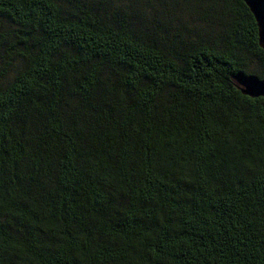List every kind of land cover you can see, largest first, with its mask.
I'll use <instances>...</instances> for the list:
<instances>
[{"label": "trees", "instance_id": "1", "mask_svg": "<svg viewBox=\"0 0 264 264\" xmlns=\"http://www.w3.org/2000/svg\"><path fill=\"white\" fill-rule=\"evenodd\" d=\"M238 71L243 0H0V264H264Z\"/></svg>", "mask_w": 264, "mask_h": 264}, {"label": "water", "instance_id": "2", "mask_svg": "<svg viewBox=\"0 0 264 264\" xmlns=\"http://www.w3.org/2000/svg\"><path fill=\"white\" fill-rule=\"evenodd\" d=\"M253 14L258 27L259 45L264 49V0H243ZM232 80L242 93L258 97L264 96V76L247 75L238 71L232 75Z\"/></svg>", "mask_w": 264, "mask_h": 264}]
</instances>
